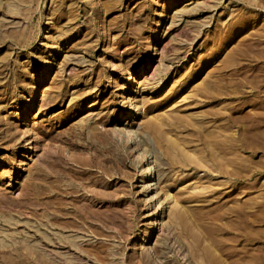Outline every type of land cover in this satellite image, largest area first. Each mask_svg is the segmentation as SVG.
Segmentation results:
<instances>
[{
    "label": "rangeland",
    "instance_id": "374dc122",
    "mask_svg": "<svg viewBox=\"0 0 264 264\" xmlns=\"http://www.w3.org/2000/svg\"><path fill=\"white\" fill-rule=\"evenodd\" d=\"M57 181L82 264H264V0H0V264L76 263Z\"/></svg>",
    "mask_w": 264,
    "mask_h": 264
},
{
    "label": "bare ground",
    "instance_id": "6f19581e",
    "mask_svg": "<svg viewBox=\"0 0 264 264\" xmlns=\"http://www.w3.org/2000/svg\"><path fill=\"white\" fill-rule=\"evenodd\" d=\"M133 83H134V79L132 77H130L128 84L130 85V84H133ZM206 88L207 87H203L202 88V92H205L206 93L207 92ZM155 92H156V90H153V91L151 90V91H149V94L148 95H152ZM121 133L123 135H127V137H129V138L132 136V131L131 130L121 131ZM155 134H156V137H157L159 143H162L164 140L169 139V138H166L165 134L162 133V132H160V131H157ZM15 137H16L15 134H10V136H9V138H15ZM173 144L174 143H170V145H172V146H173ZM143 165H144V168H143V172H142V176H141V181L139 180V183L141 184L142 189L144 191L143 193L146 194V197H150L147 200H149L150 202H152L155 198H158L159 197L161 191L159 189V184L154 181V170L155 169L153 167L152 162L149 160V158H148V160H146V162ZM55 184H56L55 187L57 189L55 191V195L52 198H50V199L49 198H46L44 200V202H43V211H44V215H45V220H46L47 223H49V215H50L51 212H53L54 213L55 221L58 222L59 228L61 227L58 230H60L61 232H64L63 230L64 229H67L68 232L72 233L73 235L71 236L72 240L69 241L70 246H68V247L66 246V244L69 245V243H66L63 240L58 239L57 237L56 238H54V237L52 238V241H53L52 243L50 242L49 237L46 238V240L43 241V245L45 247H47V248H51L52 247V248H54V250H57V251H62V250L67 249L68 250V253H71L72 255L76 256L77 261H76V263H73V264H82V262L87 259L86 255L89 254L90 252H88L86 249H83V246L82 245H81V248H80V251L79 252L73 250V248L75 247V244H76V242H74V241H75V236H78L79 235L78 231L81 230V228H80V224L81 223L80 222L84 220V216L86 215L85 214L86 211H88L90 209L88 208L87 204L86 205H83L85 207L84 210H81L80 209V208H82V206L81 207H77V205H79V204L74 205L73 209L71 208L72 209L71 215L68 213V215H70V218L67 219V220H65V222H61L60 221V224H59V221L58 220H60V219L58 217H56V213L58 215L60 214L59 204L64 199V194L65 195H67V194L69 195L72 192L70 190H68V192L66 190H64L62 184L59 181L55 182ZM32 185H33V179H31L28 188L29 189L30 188L32 189ZM47 186H48V188L51 187L50 185H47ZM161 190H163V189H161ZM168 194L166 195V197H165L164 200L163 199H162V201L158 200L159 204H161V207H162V204L165 202V200H168L169 199L170 196H168ZM72 201H74V200H72ZM75 202H76V200H75ZM155 202H156V200H155ZM163 205L165 206V204H163ZM86 216H89V215H86ZM232 225H235V224H233V223L231 224L230 223L229 224V227L232 228ZM244 228L247 229L246 226H244ZM23 256H24L23 260L25 262H27V260H30V259L33 258L35 260V263L36 264H62V261H63L62 256H61L60 253H56L55 254V253H52L51 251H48V250H44L43 252L41 251V254H35L34 252L29 251L28 253L24 254ZM51 256H54L55 259L54 260H51L50 259Z\"/></svg>",
    "mask_w": 264,
    "mask_h": 264
}]
</instances>
